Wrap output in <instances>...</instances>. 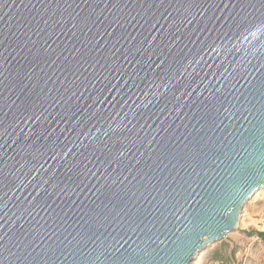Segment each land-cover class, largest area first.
<instances>
[{"label": "water", "instance_id": "1", "mask_svg": "<svg viewBox=\"0 0 264 264\" xmlns=\"http://www.w3.org/2000/svg\"><path fill=\"white\" fill-rule=\"evenodd\" d=\"M264 189V0H0V264H192Z\"/></svg>", "mask_w": 264, "mask_h": 264}, {"label": "rangeland", "instance_id": "2", "mask_svg": "<svg viewBox=\"0 0 264 264\" xmlns=\"http://www.w3.org/2000/svg\"><path fill=\"white\" fill-rule=\"evenodd\" d=\"M192 264H264V190L244 206L236 230L206 247Z\"/></svg>", "mask_w": 264, "mask_h": 264}, {"label": "bare ground", "instance_id": "3", "mask_svg": "<svg viewBox=\"0 0 264 264\" xmlns=\"http://www.w3.org/2000/svg\"><path fill=\"white\" fill-rule=\"evenodd\" d=\"M264 190V189H263ZM260 191H262V190H260ZM257 194V193H256ZM197 257V256H196Z\"/></svg>", "mask_w": 264, "mask_h": 264}, {"label": "trees", "instance_id": "4", "mask_svg": "<svg viewBox=\"0 0 264 264\" xmlns=\"http://www.w3.org/2000/svg\"><path fill=\"white\" fill-rule=\"evenodd\" d=\"M217 252H215L214 254H216Z\"/></svg>", "mask_w": 264, "mask_h": 264}]
</instances>
